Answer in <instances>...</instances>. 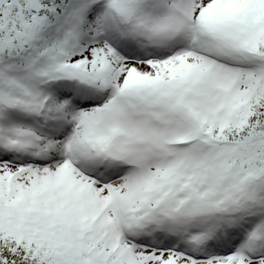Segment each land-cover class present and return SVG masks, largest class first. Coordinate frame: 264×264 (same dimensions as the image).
Listing matches in <instances>:
<instances>
[{"label": "snow or ice", "instance_id": "6c2138e0", "mask_svg": "<svg viewBox=\"0 0 264 264\" xmlns=\"http://www.w3.org/2000/svg\"><path fill=\"white\" fill-rule=\"evenodd\" d=\"M0 264H264V0H0Z\"/></svg>", "mask_w": 264, "mask_h": 264}]
</instances>
